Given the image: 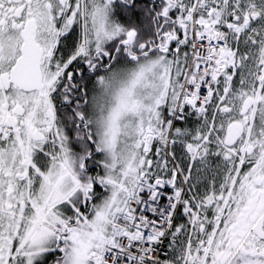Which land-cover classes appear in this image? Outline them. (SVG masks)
Returning a JSON list of instances; mask_svg holds the SVG:
<instances>
[{
  "label": "snow or ice",
  "instance_id": "snow-or-ice-1",
  "mask_svg": "<svg viewBox=\"0 0 264 264\" xmlns=\"http://www.w3.org/2000/svg\"><path fill=\"white\" fill-rule=\"evenodd\" d=\"M0 264H264V0H0Z\"/></svg>",
  "mask_w": 264,
  "mask_h": 264
}]
</instances>
